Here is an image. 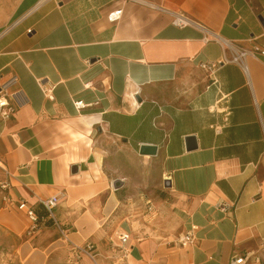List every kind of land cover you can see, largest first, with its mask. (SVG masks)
Masks as SVG:
<instances>
[{
	"label": "crops",
	"instance_id": "obj_1",
	"mask_svg": "<svg viewBox=\"0 0 264 264\" xmlns=\"http://www.w3.org/2000/svg\"><path fill=\"white\" fill-rule=\"evenodd\" d=\"M177 12L192 23L176 26ZM15 13L0 31V76L17 77L16 111L0 115V223L28 233L27 207L59 195L61 232L94 253L129 232L127 264H264V55L226 61L264 46V0H20ZM143 145L157 148L143 159L155 164L150 213L175 215L181 235L196 227L193 243L112 229L139 214L111 182L146 181L141 167L122 171ZM59 243H23L24 264H45Z\"/></svg>",
	"mask_w": 264,
	"mask_h": 264
},
{
	"label": "rangeland",
	"instance_id": "obj_2",
	"mask_svg": "<svg viewBox=\"0 0 264 264\" xmlns=\"http://www.w3.org/2000/svg\"><path fill=\"white\" fill-rule=\"evenodd\" d=\"M19 1L20 0H0V31H2L16 17L15 9ZM148 156L150 155L147 154L146 156L140 157L142 158L141 162H129L125 167H122V171H125L126 168H128L131 172L135 167H141L142 171L146 173V181L138 182L136 184L132 183L131 185L123 182V185L125 186L122 185L123 187L121 186L117 188L122 194L126 195V209L139 212L136 216V220H129L128 218L121 217L110 222V225L113 226L112 229L116 227L121 228L123 226L127 227L126 230L133 228V233L136 237L149 240L155 238L159 242H168V245H174L179 243L178 239L181 235L180 221L175 215L165 212V210L160 212L158 217L155 216L154 218L153 212L150 213L149 210V207L153 204V176L155 172L153 171V167L155 164L153 159H150L152 161L146 162L143 160L144 158H150ZM133 159L135 160V158ZM2 184L3 183L0 182V209L6 201L4 198L5 188H3ZM111 187L115 189L112 182ZM148 196L151 198V203H148L147 205L144 203H138V201L141 200V197H144L145 199ZM48 230L55 233L46 235L45 237ZM39 231L40 233L38 235H30L28 233L20 235L0 223V264H24L19 247L25 242L31 247L44 250L49 242L59 238L61 239V243H59L52 253L49 254L45 264H81L83 259L87 258L85 254L77 253L75 248L76 244H73L67 237H65L64 233L61 232L60 222L55 219V217H50V222H41L40 228L36 233ZM107 235L108 234L105 236ZM106 239L108 242L105 250L100 252V249H97L95 252L101 253L97 258L100 259L101 257L105 260L106 264H127L128 259L118 244H114V240L110 237H105V239H103L104 242H106ZM144 264H153V254L145 260Z\"/></svg>",
	"mask_w": 264,
	"mask_h": 264
},
{
	"label": "built area",
	"instance_id": "obj_3",
	"mask_svg": "<svg viewBox=\"0 0 264 264\" xmlns=\"http://www.w3.org/2000/svg\"><path fill=\"white\" fill-rule=\"evenodd\" d=\"M124 1H133V0H124ZM123 13V9H117L110 13L109 18L112 21H117L121 18ZM174 20L173 23L176 26H186L191 24L189 18H187L182 13H173ZM225 44H229V41L223 40ZM1 53V50H0ZM249 55L257 56V55H264V46L260 45H254L251 49H241L236 51L231 59H227L226 61H232V62H239L242 64H245L246 57ZM204 68H210L207 64H203ZM212 68L216 67V64H212ZM17 84V77L12 76L8 79H2L0 76V115L4 120L9 119L16 111L15 106L12 103V98L14 96V86ZM77 108L81 109L86 107V104L82 101L76 102ZM1 166V164H0ZM3 187L6 186V184H2ZM60 201V196L55 195L48 198H39L40 204L46 209L48 212V215L50 217H54V209L58 206ZM222 208L224 210L227 209L226 204H222ZM26 213L28 217L31 220V225L28 228V234L32 235L35 234L36 231L40 228V221L38 214L36 210L32 207H27ZM196 229V227H193L190 231L186 232L185 234L181 235L178 239L180 244L186 245L188 243H193L195 241V235L193 230ZM119 246L126 255L130 248L133 246L132 244V238L131 234L129 232L122 233L119 238ZM77 253L85 254L89 259V264H99L96 260V255L94 254L95 246L93 243L88 242L85 246L76 245L75 246ZM247 261V256H241V257H234L230 264H245Z\"/></svg>",
	"mask_w": 264,
	"mask_h": 264
},
{
	"label": "water",
	"instance_id": "obj_4",
	"mask_svg": "<svg viewBox=\"0 0 264 264\" xmlns=\"http://www.w3.org/2000/svg\"><path fill=\"white\" fill-rule=\"evenodd\" d=\"M260 19L262 20V23L264 24V19L260 16ZM195 145V144H194ZM157 148L152 145H143L140 148V154L142 155H154L156 154ZM114 187L117 189L123 185V181L121 179H116L114 182Z\"/></svg>",
	"mask_w": 264,
	"mask_h": 264
},
{
	"label": "trees",
	"instance_id": "obj_5",
	"mask_svg": "<svg viewBox=\"0 0 264 264\" xmlns=\"http://www.w3.org/2000/svg\"><path fill=\"white\" fill-rule=\"evenodd\" d=\"M44 210H41L38 212V217H39V221L41 222L42 218L45 217L48 215V212L46 211L45 208H43ZM37 211V210H36ZM46 221H49L50 222V219H46Z\"/></svg>",
	"mask_w": 264,
	"mask_h": 264
},
{
	"label": "bare ground",
	"instance_id": "obj_6",
	"mask_svg": "<svg viewBox=\"0 0 264 264\" xmlns=\"http://www.w3.org/2000/svg\"><path fill=\"white\" fill-rule=\"evenodd\" d=\"M114 200V201H113ZM118 203V202H117ZM110 204H116V200H115V198H114V195L112 196V198H111V201H110V203H109V205ZM99 223V222H98ZM98 223H96V224H98Z\"/></svg>",
	"mask_w": 264,
	"mask_h": 264
}]
</instances>
